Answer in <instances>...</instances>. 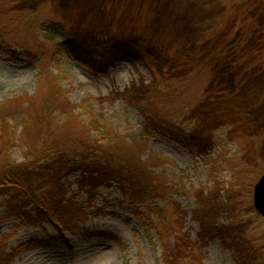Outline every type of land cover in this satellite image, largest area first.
I'll return each mask as SVG.
<instances>
[{"label":"rangeland","instance_id":"374dc122","mask_svg":"<svg viewBox=\"0 0 264 264\" xmlns=\"http://www.w3.org/2000/svg\"><path fill=\"white\" fill-rule=\"evenodd\" d=\"M76 39L103 48L105 68L69 53ZM57 87L60 109L47 110ZM87 99L162 190L133 200L117 180L90 201L69 171L68 197L88 218L68 243L50 242L52 224L7 217L0 197L11 264H264L253 203L264 174V0H0V116L15 140L10 153L0 144V167L82 138L75 114ZM137 104L159 119L148 124Z\"/></svg>","mask_w":264,"mask_h":264},{"label":"trees","instance_id":"16d2710c","mask_svg":"<svg viewBox=\"0 0 264 264\" xmlns=\"http://www.w3.org/2000/svg\"><path fill=\"white\" fill-rule=\"evenodd\" d=\"M53 32L60 34L61 37L66 33L63 28H60V31L54 28ZM50 34L53 40L55 36ZM85 46L83 49L76 39L75 49L68 51L79 58L78 60L85 58L95 70L105 68L104 64L106 65L108 61L99 60L97 55L103 54L101 57L103 58L105 50L101 47L95 48L91 43ZM81 61L86 63L82 59ZM156 93L155 91L152 94L157 96ZM59 96L63 99L65 97L62 89L57 87V90L51 94L50 104L45 109L49 110L48 108H53L54 105L59 107V103L55 104ZM137 106L148 124L159 119L157 109L143 110L139 104ZM79 108L82 113L75 114V117L79 119V116H85V119H79L86 130L82 138H56L44 149L36 150L35 155H38V158L34 159L36 161L32 162L29 156H25V161L22 163L17 164L8 159L0 167V197L7 198L6 216L22 218L26 224L36 227L44 223L54 225L59 231V236L52 237L50 242L56 239L70 242L65 232L75 234L79 226L85 224L88 218L85 205L68 197L71 190L63 183V178L69 171H80L78 188L88 195L90 201L94 198V192L103 183L117 180L122 185V192L133 200L144 199L149 193L162 190L156 181L145 173L139 159L136 161L127 158L125 143L121 142L120 137L109 128L107 122H103L96 115L92 99L83 100ZM74 109L76 110V107ZM6 124L7 120L0 116V144L10 143L8 146L10 153L15 148V140L5 127ZM72 149L79 151L68 152ZM42 160H44L43 164L37 165ZM120 161L123 165L119 164ZM9 238V235L0 236V264H11L18 251V249L8 251Z\"/></svg>","mask_w":264,"mask_h":264},{"label":"water","instance_id":"95a60500","mask_svg":"<svg viewBox=\"0 0 264 264\" xmlns=\"http://www.w3.org/2000/svg\"><path fill=\"white\" fill-rule=\"evenodd\" d=\"M254 207L264 217V174L260 176L253 190Z\"/></svg>","mask_w":264,"mask_h":264}]
</instances>
